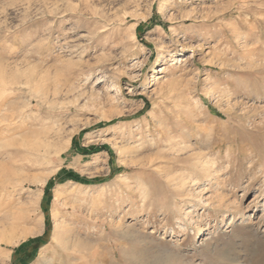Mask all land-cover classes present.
<instances>
[{"label": "rangeland", "instance_id": "obj_1", "mask_svg": "<svg viewBox=\"0 0 264 264\" xmlns=\"http://www.w3.org/2000/svg\"><path fill=\"white\" fill-rule=\"evenodd\" d=\"M0 103V264H264V0H0Z\"/></svg>", "mask_w": 264, "mask_h": 264}, {"label": "bare ground", "instance_id": "obj_2", "mask_svg": "<svg viewBox=\"0 0 264 264\" xmlns=\"http://www.w3.org/2000/svg\"><path fill=\"white\" fill-rule=\"evenodd\" d=\"M3 104L2 103H0V107L2 106ZM9 106H12V108H17L15 105H12V103L9 105ZM2 115V114H1ZM3 118V117H2ZM29 138V137H28ZM30 139V138H29ZM32 140L33 139H31L30 141H31V143H30V141H28L27 139H26V143H29L28 145H29V148L31 149V150H33V151H40V147L41 146H44V143L42 142V141H35L34 140V142L32 143ZM43 148V147H42ZM1 233V232H0ZM5 235V234H4ZM4 235H2V234H0V244L1 243H6V244H11L12 242H13V239L11 240L10 238H8V236L6 237V236H4ZM56 238V237H55ZM57 240H58V238H57ZM59 243H60V239H59ZM88 257V256H87ZM168 258V257H167ZM172 258H174L175 259V257H172ZM171 258V259H172ZM93 259H94V257H93ZM139 259V258H138ZM130 260H132V261H134V257H130ZM142 260V259H141ZM140 260V261H141ZM165 261H166V259H164V260H159V261H155L156 262V264H166L167 263V261H166V263H165ZM169 261H172V260H170L169 259ZM143 262V261H142ZM159 262V263H158ZM178 264V263H177Z\"/></svg>", "mask_w": 264, "mask_h": 264}]
</instances>
